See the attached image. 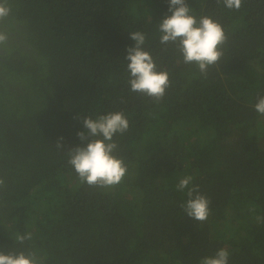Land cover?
<instances>
[{
    "label": "trees",
    "instance_id": "trees-1",
    "mask_svg": "<svg viewBox=\"0 0 264 264\" xmlns=\"http://www.w3.org/2000/svg\"><path fill=\"white\" fill-rule=\"evenodd\" d=\"M227 36L200 73L159 42L167 0H9L11 52H0V251L41 264H199L220 248L229 264H264V0L227 9L186 0ZM141 31L169 87L158 102L131 92L125 57ZM123 112L114 152L127 166L110 188L82 183L67 163L82 118ZM63 137L64 148L55 146ZM210 203L203 222L181 203L186 176ZM260 216L261 221L256 217ZM31 232L23 245L17 234Z\"/></svg>",
    "mask_w": 264,
    "mask_h": 264
},
{
    "label": "clouds",
    "instance_id": "clouds-1",
    "mask_svg": "<svg viewBox=\"0 0 264 264\" xmlns=\"http://www.w3.org/2000/svg\"><path fill=\"white\" fill-rule=\"evenodd\" d=\"M167 15L159 23L161 33L159 42L163 45L175 44L185 64H194L203 75H207L211 66L217 65L223 56V45L227 36L222 25L210 16L197 19L190 14L191 9L186 0H167ZM221 2V0H217ZM243 0H222L230 10H239ZM12 9L9 0H0V24H3ZM135 41L134 46L127 48L125 57L129 79L127 83L131 92L141 93L152 98L154 102L161 100L169 87V74L158 71L152 55L144 49L145 34L141 31L130 33ZM10 34L0 28V52L9 51ZM254 110L264 116V96H260ZM83 127L87 130L77 132L81 145L69 148L67 163L74 169L82 183L90 187L110 188L118 185L126 175L127 166L121 158L114 155L118 148L114 141L116 134L123 135L129 128V121L123 112H109L93 119L82 118ZM58 149L64 148L63 137L55 143ZM193 176L186 175L176 184V190L184 193L187 200L180 207L188 218L203 223L210 215V199L200 192L199 185L193 183ZM0 178V187L4 186ZM257 216L256 220L261 221ZM32 233L17 234L16 242L23 245L32 240ZM230 253L225 248L218 249L213 256L202 258L199 264H229ZM0 264H41L36 253L29 251H0Z\"/></svg>",
    "mask_w": 264,
    "mask_h": 264
}]
</instances>
